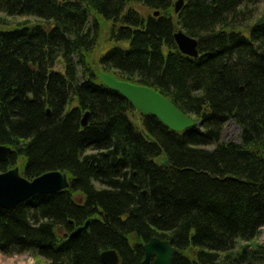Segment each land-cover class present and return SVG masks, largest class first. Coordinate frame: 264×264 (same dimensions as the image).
<instances>
[{"label": "trees", "instance_id": "1", "mask_svg": "<svg viewBox=\"0 0 264 264\" xmlns=\"http://www.w3.org/2000/svg\"><path fill=\"white\" fill-rule=\"evenodd\" d=\"M174 1L0 0L6 16L37 18L0 29V145L12 150L0 173L68 180L0 208L1 254L104 264L112 249L140 264L157 237L176 249L170 264H264V25L245 13L260 0H183L177 14ZM179 29L196 58L179 52ZM101 70L154 88L195 124L175 132L137 112ZM230 120L238 142L222 141Z\"/></svg>", "mask_w": 264, "mask_h": 264}, {"label": "water", "instance_id": "2", "mask_svg": "<svg viewBox=\"0 0 264 264\" xmlns=\"http://www.w3.org/2000/svg\"><path fill=\"white\" fill-rule=\"evenodd\" d=\"M174 13L183 6V0H176L173 4ZM154 16L158 12H154ZM264 24V14L255 22V26ZM178 50L189 57H197V40L178 30L173 34ZM264 67V52L259 53ZM99 79L107 88L118 92L129 101L137 112L156 117L163 125L172 131L180 132L194 125V121L181 112L170 100L162 96L157 90L128 81L120 80L105 71L99 72ZM50 114V110H46ZM88 112L81 118V126L85 127L88 121ZM11 153L7 146L0 145V161H6ZM166 164V161H164ZM68 181L65 174L58 171L45 172L32 180L23 178L18 169L12 168L0 173V208H13L19 203L34 195L52 194L66 189ZM87 227V223L71 233L75 237ZM144 258L140 264H170L175 248L167 240L157 237L151 238L143 245ZM100 259L104 264H118L119 259L115 250H104L100 253Z\"/></svg>", "mask_w": 264, "mask_h": 264}, {"label": "rangeland", "instance_id": "3", "mask_svg": "<svg viewBox=\"0 0 264 264\" xmlns=\"http://www.w3.org/2000/svg\"><path fill=\"white\" fill-rule=\"evenodd\" d=\"M245 13H250L249 10H251L250 16L252 17V21L257 20L264 14V0H260L255 5L250 6L247 5L245 9ZM0 17L4 19L6 24H0V29H9L11 28L12 22L16 21H35L37 18L31 17V16H15L10 17L6 16L5 14L0 12ZM249 22L241 21L240 25L241 27L247 26ZM8 24V25H7ZM56 70H62L61 64H57L55 67ZM137 114L134 113V119L137 118ZM222 141H239V127L233 122L228 121L222 132ZM256 242L264 243V226L261 228L260 233L258 234L256 238ZM0 264H46L45 261H43L41 258L36 257L32 255L31 253H23L19 255H12V256H6L0 253Z\"/></svg>", "mask_w": 264, "mask_h": 264}, {"label": "bare ground", "instance_id": "4", "mask_svg": "<svg viewBox=\"0 0 264 264\" xmlns=\"http://www.w3.org/2000/svg\"><path fill=\"white\" fill-rule=\"evenodd\" d=\"M10 17H15V16H10ZM5 22V21H4ZM17 22H20V21H16V22H12V24H11V28L14 26V24L15 23H17ZM4 24H6V22L4 23ZM8 25V24H7ZM11 28H9V29H11ZM44 60H48V57L46 56L45 58H44ZM55 69V68H54ZM56 70V69H55ZM58 72L59 73H61V74H64V70L62 69V70H58ZM225 126V125H224ZM224 128V127H223ZM222 132H223V130H222ZM11 149V148H10ZM11 152H12V150H11ZM11 154V153H10ZM9 157H10V155H9ZM9 157H8V159H9ZM7 159V160H8ZM164 161H166V164L164 163ZM161 165H163V166H166L167 165V160H162L161 161ZM17 169H18V172H19V174L21 175V173H20V171H19V168H18V166H15ZM15 167H13V168H15ZM56 171V170H55ZM58 172H61V171H58ZM62 173V172H61ZM62 174H65V173H62ZM66 175V174H65ZM22 176V175H21ZM23 177V176H22ZM67 177V176H66ZM23 178H25V177H23ZM142 195L143 196H145L146 195V191H143L142 192ZM87 223V222H86ZM176 250V249H175Z\"/></svg>", "mask_w": 264, "mask_h": 264}]
</instances>
